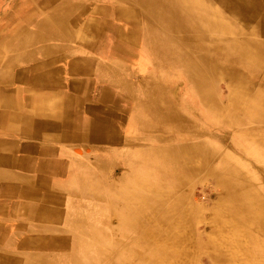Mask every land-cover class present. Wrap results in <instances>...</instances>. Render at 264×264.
I'll return each mask as SVG.
<instances>
[{"label": "bare ground", "instance_id": "6f19581e", "mask_svg": "<svg viewBox=\"0 0 264 264\" xmlns=\"http://www.w3.org/2000/svg\"><path fill=\"white\" fill-rule=\"evenodd\" d=\"M204 184L210 207L193 200ZM200 252L264 264V0L14 1L0 15V264Z\"/></svg>", "mask_w": 264, "mask_h": 264}, {"label": "rangeland", "instance_id": "374dc122", "mask_svg": "<svg viewBox=\"0 0 264 264\" xmlns=\"http://www.w3.org/2000/svg\"><path fill=\"white\" fill-rule=\"evenodd\" d=\"M14 1L16 0H0V15L6 13L7 9L13 6ZM192 111H194L197 121L199 123L207 124L209 122L207 118H204V116H202L201 112L199 111V107L194 101L192 104ZM121 170V167L119 169L118 167L114 168L113 179H118V177H120V175L122 174ZM208 185H197L196 188L193 190V200H199L200 203H204L205 207H210L214 202L217 201L218 189L217 191H214V189L216 188H213L212 185H209L212 186L211 189ZM194 259L192 260L191 264H209L205 253L200 252L197 256H195Z\"/></svg>", "mask_w": 264, "mask_h": 264}]
</instances>
